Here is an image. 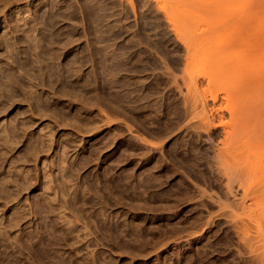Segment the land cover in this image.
<instances>
[{"label":"rangeland","instance_id":"rangeland-1","mask_svg":"<svg viewBox=\"0 0 264 264\" xmlns=\"http://www.w3.org/2000/svg\"><path fill=\"white\" fill-rule=\"evenodd\" d=\"M242 1L0 0V264L231 262L181 77Z\"/></svg>","mask_w":264,"mask_h":264},{"label":"bare ground","instance_id":"bare-ground-1","mask_svg":"<svg viewBox=\"0 0 264 264\" xmlns=\"http://www.w3.org/2000/svg\"><path fill=\"white\" fill-rule=\"evenodd\" d=\"M243 1L196 32L208 42L210 64L196 74L186 64L181 81L197 127L220 128L212 155L225 190L217 199L235 208L228 264H264V0ZM234 48L239 52L231 54Z\"/></svg>","mask_w":264,"mask_h":264}]
</instances>
